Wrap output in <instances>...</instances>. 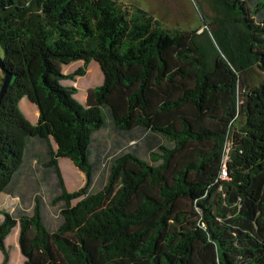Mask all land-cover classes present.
<instances>
[{"label":"trees","instance_id":"1","mask_svg":"<svg viewBox=\"0 0 264 264\" xmlns=\"http://www.w3.org/2000/svg\"><path fill=\"white\" fill-rule=\"evenodd\" d=\"M204 1L200 31L116 0H0V194L30 200L0 212L2 264L17 226L24 264H264V0ZM93 60L83 105L63 82Z\"/></svg>","mask_w":264,"mask_h":264},{"label":"rangeland","instance_id":"2","mask_svg":"<svg viewBox=\"0 0 264 264\" xmlns=\"http://www.w3.org/2000/svg\"><path fill=\"white\" fill-rule=\"evenodd\" d=\"M119 3L131 5L135 7H140L152 15L156 19H159L165 27L178 28L181 30H195L199 29L200 31L206 28L204 24L201 13L202 11L208 12L209 8L206 5L207 3L204 0H116ZM201 2L203 9L198 5V2ZM210 28V27H208ZM4 49L0 44V56H4ZM83 61H77L69 65L63 66V72L68 74L75 71L77 68L83 65ZM4 76V73L0 69V81ZM263 79V75L259 72L258 69L254 68L245 73L241 77V81L238 86L239 99L241 102L242 94L245 87L258 85ZM104 74L101 70L100 65L97 61L93 60L87 70L85 76L77 77L76 81L65 80L63 83L65 85H74L79 89L76 97L84 105L86 102L84 99H87L89 88H94L103 83ZM244 81V83H243ZM26 99L31 102L27 97ZM34 104V103H33ZM22 111L26 114L28 119L36 120V112L32 111L29 106L26 104L20 105ZM36 108V105L35 107ZM31 121V120H30ZM32 122V121H31ZM33 123V122H32ZM243 123V118H239L236 125L240 126ZM237 131L235 128H232L230 132V139L227 143V146H230L232 143L233 135ZM232 137V138H231ZM59 163L63 171L65 178L66 186L68 190L74 191L79 189L85 184V175L84 173L69 159L65 157L59 158ZM77 201H74L76 203ZM19 197H13L6 193L0 194V212L6 210L13 212L14 209L20 204ZM24 207L30 206V200L25 198V201L21 203ZM50 216L53 215V210L48 211ZM53 217V216H52ZM0 219H3V215L0 213ZM19 237V226L15 227L6 239V243L9 247L10 252V261L9 264H24V256L22 255L18 243ZM3 255L0 251V264H2Z\"/></svg>","mask_w":264,"mask_h":264},{"label":"water","instance_id":"3","mask_svg":"<svg viewBox=\"0 0 264 264\" xmlns=\"http://www.w3.org/2000/svg\"><path fill=\"white\" fill-rule=\"evenodd\" d=\"M0 69L4 73L3 82H2V85L0 87V104H1L2 99L4 98V95L8 89L11 81H12V78H13L12 73L9 72L8 70H6L3 58L1 56H0Z\"/></svg>","mask_w":264,"mask_h":264},{"label":"crops","instance_id":"4","mask_svg":"<svg viewBox=\"0 0 264 264\" xmlns=\"http://www.w3.org/2000/svg\"><path fill=\"white\" fill-rule=\"evenodd\" d=\"M90 89H91V88H89V90H90ZM89 90H88V92H89ZM84 101L86 102L87 99L85 98ZM23 104H26L27 106L30 107V109H31L32 111L36 112V113H35V114H36V117H37L36 120H32V119H30L33 123H36L37 120H38V117H39V111H38L37 106H36V108H34L36 104L30 103V102L26 99V97L23 98V99L21 100V102H20V105H23Z\"/></svg>","mask_w":264,"mask_h":264},{"label":"built area","instance_id":"5","mask_svg":"<svg viewBox=\"0 0 264 264\" xmlns=\"http://www.w3.org/2000/svg\"><path fill=\"white\" fill-rule=\"evenodd\" d=\"M221 177L222 178H226L227 177V168H226V166H224L223 169H222Z\"/></svg>","mask_w":264,"mask_h":264}]
</instances>
